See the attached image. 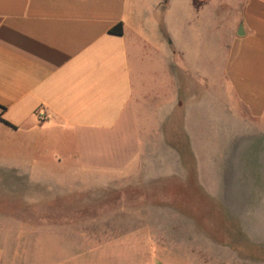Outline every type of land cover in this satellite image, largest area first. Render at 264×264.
<instances>
[{
  "label": "crops",
  "instance_id": "crops-1",
  "mask_svg": "<svg viewBox=\"0 0 264 264\" xmlns=\"http://www.w3.org/2000/svg\"><path fill=\"white\" fill-rule=\"evenodd\" d=\"M213 17L216 24L231 23L228 41L215 33L212 50ZM119 23L122 35L111 34ZM214 69L222 70L217 82L228 94L220 102L224 115L239 119L240 107L253 118L264 116V0H0V134H31L37 145L56 129H125L117 144L122 163L109 164L124 166L123 172L79 174L81 191L103 197L117 192L116 182L130 187L140 181L150 188L154 183L164 196L190 199L187 208L173 206L170 221L156 220L158 247L151 253L145 226L121 233L111 220L98 232L66 228L70 255L62 264H116L125 261L126 249L142 264H167L160 256L189 263L180 247L195 246L198 238L206 244L204 231L218 230L222 211L238 213L244 149L225 141L211 157L209 143L195 135L202 131L198 119L215 120ZM210 161L221 166L215 173H206ZM141 206L101 205L95 213H147ZM156 213L168 211L157 206ZM72 224L66 219L67 227ZM4 249L0 235V264L17 263Z\"/></svg>",
  "mask_w": 264,
  "mask_h": 264
},
{
  "label": "rangeland",
  "instance_id": "rangeland-1",
  "mask_svg": "<svg viewBox=\"0 0 264 264\" xmlns=\"http://www.w3.org/2000/svg\"><path fill=\"white\" fill-rule=\"evenodd\" d=\"M230 23L222 21L216 24L213 17L212 50L219 41L215 33L222 35L223 42L228 41ZM196 26L200 28L198 22ZM221 73L220 69L213 70L212 107L215 120L212 121V117H208V120L198 119L200 127L197 129L202 131L196 130L195 135L203 144L209 143L205 149L211 150V157L218 153L223 142H239V152L243 148L246 157L243 165L248 167H244L245 171L241 175L242 165L239 166V189L245 195L239 197L238 213L228 215L232 220L226 218L227 214L222 211L218 215L221 221L218 230L204 231L210 239H207L206 244L203 238H198L195 246L180 247V253L193 261L177 262L174 257L160 256L167 264H264V116L253 118L240 107L239 119L232 113L224 115L226 109L222 103L228 94L224 95L223 87L218 86ZM117 130L108 134H88L56 129L43 133L37 145L35 139L30 138L31 134H0V235L3 236L5 253L7 251L10 257L18 259L17 263L10 264H62L61 259L66 260V256L70 255L64 244L67 241L64 236L66 228L73 232H98L111 220L119 229L117 232L121 233L145 226L149 252L156 250V220L159 218L163 222L164 218H168L170 221L173 206L187 208L190 199L164 196L166 193L155 191L154 183L150 188L140 181H133L130 187L116 182L114 187L117 192L114 195L109 193L103 197H93L91 191L86 194L81 191L85 187L81 188V182L76 179L79 174L123 172L122 165L109 166L115 161L122 163L117 144L123 142L124 134L119 132L125 129ZM45 139L48 143L43 145ZM184 141L180 139V152L190 172L188 150L183 149V146L186 147ZM214 163L221 167L217 162ZM19 165L26 171L18 168ZM217 165L212 166L210 161L206 173H215ZM134 169L139 172V167ZM151 169L154 168L149 167V172ZM248 169L251 175L256 170V175H249ZM120 189L123 191L118 192ZM101 205H142L147 208V213H95L97 206ZM157 206L168 211V214L158 215ZM66 219L73 223L70 228L66 225ZM167 233L171 234V230ZM61 236L64 238L61 239ZM159 248L172 249L171 246ZM122 254H126L125 261H117L116 264H142L132 250L128 253L126 249ZM149 258L148 263L151 262ZM63 264H67V261ZM68 264H75V261L71 259Z\"/></svg>",
  "mask_w": 264,
  "mask_h": 264
},
{
  "label": "trees",
  "instance_id": "trees-1",
  "mask_svg": "<svg viewBox=\"0 0 264 264\" xmlns=\"http://www.w3.org/2000/svg\"><path fill=\"white\" fill-rule=\"evenodd\" d=\"M109 32L114 35H122L123 29H122V24L119 23L116 26L112 27Z\"/></svg>",
  "mask_w": 264,
  "mask_h": 264
}]
</instances>
